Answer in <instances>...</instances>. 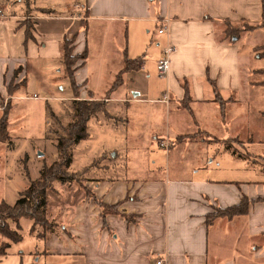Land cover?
I'll return each mask as SVG.
<instances>
[{
    "label": "crops",
    "instance_id": "0c3cea01",
    "mask_svg": "<svg viewBox=\"0 0 264 264\" xmlns=\"http://www.w3.org/2000/svg\"><path fill=\"white\" fill-rule=\"evenodd\" d=\"M81 6L79 11L76 9L77 12L71 14H58L52 5L38 6L55 12L34 16L33 39L25 44L27 53L32 52L35 57L42 49L43 56L52 50L50 56L59 60L63 37L76 35L73 53H80L87 44L79 50L76 41L84 42L90 22L98 21V36L91 45L98 53L97 67L91 68L85 59L74 73L75 81L81 85L80 98L104 99L106 107L116 102L127 108L137 101L149 100L147 98L153 94L150 75L145 71L144 54H139L147 35L138 45L139 28L148 32L153 24L157 29L166 19L168 30L161 34L156 46L163 44V49L172 45L174 50L169 55L170 68L164 77L166 90L160 101L169 105L170 99L174 98L172 112L179 115L186 109L193 120L176 119L175 138L166 134L159 141L170 143L171 139L181 140L178 136L186 135L181 141L188 142V155L203 153L206 161L209 151L199 149L201 146L195 142L200 131L209 146L225 145L230 140L234 145L244 146L255 144L256 140L264 143V92L257 90L264 89L261 84L264 74L256 73V69L264 66L249 69L257 77L256 81L243 83L242 78L243 64L248 56L258 58L254 47L261 40L263 29L244 32L235 42H220L216 29L217 23L224 19L233 24L242 21L252 25L260 23L264 18V0H85ZM84 14L87 16L86 30L81 26ZM253 33L260 36L259 41L249 40ZM243 45L245 51L241 50ZM137 57H142L140 68L123 72L120 84L109 90L123 69L124 59ZM19 66L22 70L18 74L27 69V65ZM18 67L12 70L7 81L4 78V95L7 94L6 85ZM7 73L8 70L4 77ZM109 79L110 85L106 84ZM213 84L222 100H227L222 108L214 100ZM59 88L64 89L63 86ZM50 89L49 86L47 92H51ZM128 90L132 91V98H127ZM101 91L103 96L96 95ZM115 93L118 95L113 96ZM165 93L169 95L168 101L163 100ZM15 95L13 92L11 97ZM186 96L189 109L181 106V100ZM260 96L262 101L255 100ZM101 158V166L87 169L85 185L104 204L120 202V205L115 211H105L102 217L100 206L91 196L77 201L70 219L69 237L64 233L49 237L45 241L47 251H42L41 255H80L86 264H152L149 257H154V264L159 260L161 264H208L211 231L205 223L206 215L215 207L237 204L243 194L250 199L264 197V176L259 180L250 176L233 180L220 176L211 178L207 176L208 166H192L186 167L184 175L179 177L156 175L136 179L132 174L127 175L128 169L124 177L114 178L99 174L105 170L107 160L104 154ZM262 172L264 174V170ZM120 213L134 215V221L127 222ZM219 220L216 224H225L231 233L232 230L239 233L245 225L243 229L249 239L256 240L262 235L263 250L254 245L251 257L264 256V200L250 203L245 216Z\"/></svg>",
    "mask_w": 264,
    "mask_h": 264
},
{
    "label": "rangeland",
    "instance_id": "374dc122",
    "mask_svg": "<svg viewBox=\"0 0 264 264\" xmlns=\"http://www.w3.org/2000/svg\"><path fill=\"white\" fill-rule=\"evenodd\" d=\"M84 3L85 0H0V116L4 109H8V131L10 132V142H0V203L3 201L12 206L20 197V193L28 188L30 182L38 178L40 170L44 166L52 165L59 157L56 147L57 140L67 137V128L72 119V97L62 61L50 56L52 50L43 56L42 49L36 57L32 52L27 53L23 43L25 31L29 29L31 34L33 33L34 16L55 12L50 8H44L43 12H40L39 7L52 5L59 11H57L58 14H71L76 9L79 11ZM82 17H85V14ZM97 23L98 21L90 22L88 34L83 38L84 42L76 41V48L79 50L87 44L88 58L86 60L91 64V68L97 67L99 61L98 53L92 49L93 42L98 36ZM139 30L138 45L141 38L147 35L145 45L139 49L141 50L139 54H144L147 65L145 71L150 75L153 92L147 99L155 100V102L137 101L130 104L129 108L111 102L104 113L98 112L91 116L88 120L89 137L69 147L72 159L67 170L73 173L86 166L88 170L99 167L102 165L100 160L104 154L107 157L106 167L99 174L114 178L124 177V172L128 169L127 175L132 174L136 179L156 175L162 178L166 176L172 178L184 175L186 167L190 169L192 166H208L207 176L211 178L220 176L233 180L246 179L250 176L256 180L261 179L264 176L262 172L264 170V143L261 141L256 140L255 144L244 146L234 145L230 140V143L227 141L225 145L216 143L209 146L207 141H203L202 134H198L195 142L201 146L199 149L205 148L209 151L207 161L203 153L195 152L188 155L189 144L181 141L182 139H171L170 143L159 141L166 134H169L170 138H175L177 135L174 127L176 119L186 117L188 120L192 118V115L186 109L179 115L172 112L175 109L174 98L170 99L169 95L168 98L171 100L169 105L160 101L162 93L166 90V80L158 76L155 64L161 55L160 48L163 46L162 43L161 46H156V42L162 36L157 32L154 24L148 32H144L143 28ZM259 39L260 36L255 33L249 38L252 42L259 41ZM244 46L241 48L243 51H245ZM19 65H27V69L18 74L12 82L13 85L21 82L20 87L15 91L16 97L4 95L3 80L5 78L7 81L9 74ZM263 66L264 59L248 56L242 68L243 83L256 81L257 77L250 73L249 69ZM6 70L8 73L4 77ZM110 83L109 79L106 84L110 85ZM48 85L52 89H50L51 92H47ZM59 86H63L64 89L60 90ZM257 90L264 92L261 88ZM97 94L103 96L104 93L101 91ZM132 94V91L128 90L127 98H132ZM116 95L118 93L113 94V96ZM252 100L254 102V97ZM255 100L260 102L262 97L255 98ZM86 173L82 178L72 176L73 181L70 183L54 182V189L47 191L45 219L47 228L51 229L49 237H57L62 233L69 237L68 229L71 226L73 208L77 205V201L87 197ZM212 212H215V208ZM219 219L227 218H217L213 221V226H210L208 264L225 262L234 264V261H237V264H264V256L261 257L259 254L256 258L254 255L253 258L251 257L254 245L257 248L261 246L263 250V236L259 235L256 240L249 239V234L243 229L245 225H242L239 233H233L234 230L231 233L225 224L221 223V226L216 224L221 221ZM8 223L12 229H15L12 222ZM20 225L21 228L17 231L23 237L20 242H12L0 233V244L10 243L6 254L0 258V264H30L33 262L38 264H86L80 255L55 253L41 255L46 248V242L37 240L35 237L41 235L42 226H34V221L28 217L21 218ZM148 260L154 264V257H149Z\"/></svg>",
    "mask_w": 264,
    "mask_h": 264
},
{
    "label": "trees",
    "instance_id": "16d2710c",
    "mask_svg": "<svg viewBox=\"0 0 264 264\" xmlns=\"http://www.w3.org/2000/svg\"><path fill=\"white\" fill-rule=\"evenodd\" d=\"M39 10L40 12H43L44 8H41ZM81 26L84 30H86V15L85 17L81 18ZM259 28L263 29V36L261 40L255 44L254 50L256 51L258 58L264 59V18L260 21V23L255 25L249 24L245 21H242L239 24H233L228 19H224L216 25V29L220 34V42L223 40L235 42L240 38L242 33H250ZM30 31L31 30L29 29L25 31V38L23 42L24 44H26L29 39H33ZM75 39L76 35H73L70 38L64 36L61 42L60 60L65 67L67 85L72 97L73 112L71 122L69 123L67 128V137L65 139L58 138L56 143L59 157L52 163V165H50L49 167L44 166L40 170L38 178L30 182L28 188L20 193V197L12 206H9L6 202L3 201L0 203V233L4 236H7V238L12 242L17 243L23 239V237L18 234L17 231L21 228L20 219L27 217L34 221V226H42L41 235H37V237L35 238L40 241H46L49 238L48 234L51 231L49 227L47 228V221L45 219L48 201L47 191L54 189V182L65 184L73 181L72 176H76L75 178H82L88 169V167L86 166L73 173H70L67 170V166L72 159L69 147L74 145L76 142L86 139L89 136L88 120L91 118V116L97 114L98 112H105L106 101L104 99H94L93 97H90L88 99L80 98L79 89L81 85L77 84V82L75 81L74 73L75 70L84 63V60L87 56V48L85 47L80 53H73ZM78 61L80 62L77 63ZM141 61L142 57H137L134 59L125 58L123 69L116 75L109 90H113L120 84L123 72L131 69H139ZM21 70V66L15 69L13 79L6 85V93L8 96H11L13 92H15L18 87H20L21 82L16 83L15 85H13L12 82ZM256 73L264 74V67L256 69ZM261 84H264V81L261 82ZM213 90L214 100L219 102L222 108L225 101L227 100H222L219 93L215 89L214 84ZM188 103L189 98L187 96L181 100V106L183 108L189 109ZM8 116V109H4L0 116V142H10V132L8 131ZM201 133L203 132L200 131V133H197V135ZM185 136L186 135H180L178 136V139H183ZM85 192L88 197L91 196L92 199L100 206L102 217H104L105 211L107 212V210L110 211L112 209L113 211H115L120 205V202L114 205H106L101 200L97 199L89 190H86ZM261 200H264V197L250 199L248 198V196L243 194L241 195L237 204L224 208L215 207V212L213 213L211 211L205 217L206 226L210 227L213 221L217 218L233 219L237 216H245L248 213L249 204ZM4 209H7L9 211L6 212ZM119 215L122 216L127 222H133L135 218V216L131 214L120 213ZM9 221L14 224L15 229H12L8 225ZM9 245V242L0 244V258L6 254ZM43 252L45 253L46 251L44 250ZM37 256L39 257V255ZM30 264L38 263L33 262Z\"/></svg>",
    "mask_w": 264,
    "mask_h": 264
},
{
    "label": "built area",
    "instance_id": "2783aa9c",
    "mask_svg": "<svg viewBox=\"0 0 264 264\" xmlns=\"http://www.w3.org/2000/svg\"><path fill=\"white\" fill-rule=\"evenodd\" d=\"M168 20L162 21L160 26L157 28V32L159 34H165L168 30ZM174 50V47L172 45H166L163 47L161 51L160 57L157 59L156 62V69L158 72V76L161 78H164L167 76L170 68V60H169V55L170 53ZM164 101H168V94L165 93L163 96ZM161 145V144H160ZM162 147H166L164 144L161 145ZM161 260L157 261V264H161Z\"/></svg>",
    "mask_w": 264,
    "mask_h": 264
}]
</instances>
